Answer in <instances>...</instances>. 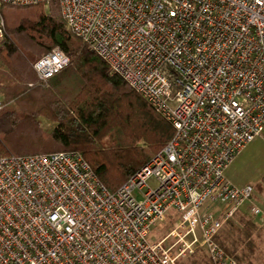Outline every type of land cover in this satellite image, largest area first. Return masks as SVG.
Returning <instances> with one entry per match:
<instances>
[{
	"label": "built area",
	"instance_id": "1",
	"mask_svg": "<svg viewBox=\"0 0 264 264\" xmlns=\"http://www.w3.org/2000/svg\"><path fill=\"white\" fill-rule=\"evenodd\" d=\"M53 1L175 133L115 193L79 152L0 157V264H177L198 248L240 264L216 238L244 206L263 216L225 172L264 131V0H0V47L4 5ZM69 63L57 48L34 70L46 84Z\"/></svg>",
	"mask_w": 264,
	"mask_h": 264
},
{
	"label": "trees",
	"instance_id": "2",
	"mask_svg": "<svg viewBox=\"0 0 264 264\" xmlns=\"http://www.w3.org/2000/svg\"><path fill=\"white\" fill-rule=\"evenodd\" d=\"M47 9L36 4L1 10L6 28L0 47V157L79 152L115 193L161 152L175 130L68 30L57 1ZM57 48L70 63L41 84L34 64ZM240 222L251 241L255 224L242 216ZM216 240L240 264H254L253 248L239 256L220 234Z\"/></svg>",
	"mask_w": 264,
	"mask_h": 264
},
{
	"label": "rangeland",
	"instance_id": "3",
	"mask_svg": "<svg viewBox=\"0 0 264 264\" xmlns=\"http://www.w3.org/2000/svg\"><path fill=\"white\" fill-rule=\"evenodd\" d=\"M1 100L2 98L0 102ZM43 126L47 128L50 125L44 121ZM225 178L237 187L253 186L255 188L254 203L261 209L263 216L254 217L247 206L242 207L223 226L220 232L221 240H225L230 248H235L239 256H248L253 248L252 262L264 264V131L230 165L225 172ZM213 207L215 206H210V208ZM215 213H219V209H216ZM241 216L255 224L256 228L251 235V241L246 237L244 226L240 222ZM172 227L173 223L166 221L152 230L150 240H161ZM177 264H210V259L204 248H198L193 254L180 259Z\"/></svg>",
	"mask_w": 264,
	"mask_h": 264
}]
</instances>
